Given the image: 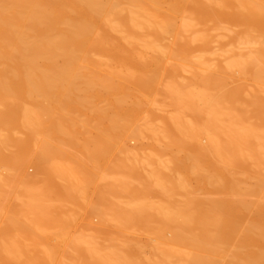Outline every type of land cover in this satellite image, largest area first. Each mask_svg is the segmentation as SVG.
<instances>
[{
    "label": "bare ground",
    "instance_id": "obj_1",
    "mask_svg": "<svg viewBox=\"0 0 264 264\" xmlns=\"http://www.w3.org/2000/svg\"><path fill=\"white\" fill-rule=\"evenodd\" d=\"M2 169L0 264H264V0H0Z\"/></svg>",
    "mask_w": 264,
    "mask_h": 264
},
{
    "label": "rangeland",
    "instance_id": "obj_2",
    "mask_svg": "<svg viewBox=\"0 0 264 264\" xmlns=\"http://www.w3.org/2000/svg\"><path fill=\"white\" fill-rule=\"evenodd\" d=\"M191 77L190 71H183L181 73V78L188 79ZM237 80H233L231 82L232 85L236 84ZM170 108H167V110ZM94 136V135H93ZM79 141L82 143L83 137L79 138ZM125 144L127 148L135 153L138 154L139 157L144 158L149 153H152L153 151L157 149H162L164 158H170L175 153L176 150L170 147H167L165 145L164 141L156 140L154 137H151L149 135H145L139 138H133L129 137L125 140ZM120 156H124L125 154L123 152L118 153ZM181 154V153H180ZM69 162H72L70 160ZM148 169V168H147ZM36 167L34 165H28L26 167V171L29 175H35L36 174ZM2 174L6 173V170L2 169L0 170ZM56 180L58 182H64L65 180L58 176V174L55 173ZM109 182L108 178L104 179H96L95 184H99V186L106 185ZM95 184L91 185L87 192L82 196L81 199H87L89 202L87 204L83 203V208L79 207L75 202L73 201H55L56 205L62 206L64 209V212L66 214L69 213H75L78 214L79 219L77 222L70 224L68 223V226H65V229L67 233L77 235V236H92L94 240L97 243H107L104 236L98 232V230L101 229L100 225V217L99 213L101 209H106L105 206L103 208H99L102 206L98 205V192L95 188ZM191 184L194 188L200 187V183L195 179L191 178ZM176 198L178 200L182 199L181 195H176ZM151 200L158 201L159 199L156 197H152ZM100 209L97 210V209ZM75 210V212H74ZM104 211V210H103ZM106 230H113L115 229L112 222H108L105 226ZM124 239L134 237L139 239L141 242H147L149 240V236L145 234L144 232L137 231L136 229H128L123 234ZM31 246L36 245L33 238L31 237ZM62 238L55 237L51 240L52 244H62L61 242ZM148 251V250H147ZM31 264H183V262H31Z\"/></svg>",
    "mask_w": 264,
    "mask_h": 264
}]
</instances>
